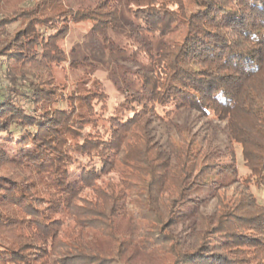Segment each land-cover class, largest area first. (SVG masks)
<instances>
[{
  "label": "trees",
  "instance_id": "trees-1",
  "mask_svg": "<svg viewBox=\"0 0 264 264\" xmlns=\"http://www.w3.org/2000/svg\"><path fill=\"white\" fill-rule=\"evenodd\" d=\"M64 1L0 0V71L5 82L0 86V142L14 144L20 150L19 163L26 162L36 174L50 177L60 200L44 206L43 197H32L16 179H0V264H136L137 256L150 264V256L164 254L175 255L172 264H264V198L258 204L248 189L249 182L264 189V0H195V9L189 13L167 8L166 1L145 0L135 14L146 24L144 29L163 37L181 27L183 35L167 43L157 53L158 63L152 61L150 72L140 75V94L134 92L117 103L103 131L105 137L85 130L87 121L70 107V99L53 106L54 90L33 71L62 59L56 40L66 22L90 19L86 13H63ZM9 15L22 22L12 37L1 28ZM115 18L111 15L109 20ZM92 19L99 31L107 24L111 27V21L107 23L100 13ZM157 104L188 107L204 116L228 120L232 141L241 145L249 170L241 192L244 205L238 203L223 212L206 229L201 243L184 251H174L171 245L172 252L165 246L172 241L164 226L168 219L155 217L156 227L139 234L142 239L134 244L123 241L118 247L117 254L123 248L133 249L121 263L116 254L88 243L83 235L92 228L103 239L117 240L116 210L107 203L109 197L98 196L96 190L97 198L103 199L101 208L81 210L74 201L82 187L91 185L114 162L123 133L138 125L144 114L155 115ZM143 154L150 167L149 151ZM90 156L99 159L98 165L80 163L79 158ZM8 158L0 151V159ZM231 160L221 172H228L222 177L224 182L204 178L192 190L208 189L211 195L219 184L231 182L236 174L233 156ZM211 171L209 167L204 176ZM77 172L74 182L70 175ZM161 184L162 179L150 180L147 195ZM185 202L193 206L190 199ZM5 204L14 209L2 213ZM50 212L72 217L78 230L68 243L60 237L64 221L51 217ZM16 229L17 234L8 237Z\"/></svg>",
  "mask_w": 264,
  "mask_h": 264
},
{
  "label": "rangeland",
  "instance_id": "rangeland-1",
  "mask_svg": "<svg viewBox=\"0 0 264 264\" xmlns=\"http://www.w3.org/2000/svg\"><path fill=\"white\" fill-rule=\"evenodd\" d=\"M144 1L65 0L61 8L65 11L63 13H86L90 19L66 22L62 36L56 40L63 53L62 59L52 62L47 68L33 70L44 77L46 87L54 90L56 98L53 106H61L58 102L70 99V107L87 121L85 130L98 132L103 137L106 136L103 131L109 124L108 118L115 115L113 110L117 103L134 92L140 94V75L150 72L152 61L155 65L158 63L157 53L167 43L179 40L183 35L181 27L177 32L163 37L160 33L144 29L146 24L135 16ZM162 1H166L167 8L176 12L184 9L189 13L195 9V0H178L177 4L175 0H157ZM99 13L106 22L111 15L116 16L115 20L107 22L111 21V27L107 24L108 27L101 31L94 28L97 24L92 18ZM8 20L1 28L5 29L4 34L12 37L22 22L13 15H9ZM1 75L0 71V86H4ZM154 112L155 115L144 114L138 125L130 127L126 133H120H123L121 151L116 153L114 162H110L103 175L91 180V185L82 187L74 201L81 210L91 206L101 208L103 199L97 198L96 190L98 196L109 197L107 203H111L116 210L113 226L117 229V240L103 239L92 228L85 229L83 235L88 243L116 254L121 263L133 249L132 246L128 250L123 248L117 254L118 247L123 241H133L134 244L142 239L139 234L149 233L156 227L153 221L155 217L163 221L168 219L164 226L168 227L166 231L170 233L172 241L165 246L171 251H184L198 246L206 237V229L223 212L231 210L238 203L239 206L244 205L241 192L249 170L244 166L241 145L232 141L228 120L204 116L188 107L174 108L170 104H157ZM144 150L149 151L150 167L144 163ZM0 151L9 157L8 160L0 159L1 180L16 179L21 189H28L32 197H43L41 201L44 206L60 201L59 192L50 177L36 174L35 168L26 162H18L20 150L14 144L1 140ZM231 156L236 165V174L231 182L219 184L211 195H208V189L192 190V186L196 185L194 183H201L200 180L204 178L222 179L228 172H221L228 169L226 165H230ZM79 161L85 165H98L99 159L90 156L81 157ZM209 167L212 171L204 176ZM78 174L70 175L72 181L78 180ZM153 178L162 179V184L156 191L154 189L153 194L147 195V185ZM248 189L257 203L262 204L264 189L253 182L248 183ZM204 195L207 196L200 200ZM186 199H190L193 206L185 204ZM11 209H14L11 204L1 207L2 213ZM50 216L62 218L64 227L60 237L64 244L68 243L73 238L72 233L78 230L72 217L63 212H50ZM17 231H10L8 237L13 238ZM174 258L172 254L156 255L150 256L149 262L172 264ZM136 259V264H144L141 256Z\"/></svg>",
  "mask_w": 264,
  "mask_h": 264
}]
</instances>
